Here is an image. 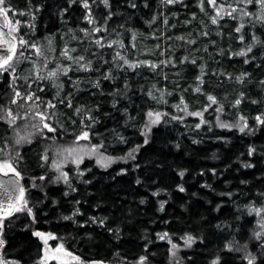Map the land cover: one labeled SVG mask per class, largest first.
I'll list each match as a JSON object with an SVG mask.
<instances>
[{"label":"trees","instance_id":"obj_1","mask_svg":"<svg viewBox=\"0 0 264 264\" xmlns=\"http://www.w3.org/2000/svg\"><path fill=\"white\" fill-rule=\"evenodd\" d=\"M11 2L16 8H13L9 18L28 19L27 16H20L16 10L23 9L27 0H11ZM42 2L46 3L48 8L37 16V31L34 38L40 41L44 37L51 36L56 52L50 55L58 57L60 50L67 43L70 48L77 49L74 55L89 49L97 52L98 59L103 57L104 60L111 61L113 49L90 48L88 39L82 41L72 39L69 28L77 30L78 36H83V33L78 31V26H88L81 18L82 9L79 6H74L62 21L58 13L59 9L65 6L66 0H42ZM150 2V9L143 8V0H140L138 10L128 9L124 0H120L117 5L123 12V19H113L109 31L119 23L125 24V28L118 31L123 33L121 38L126 45L128 57L133 60L153 61L174 57L179 61L187 55L190 59L199 57L197 65L187 62L177 63L175 66H161L160 74H156L146 66L128 69L126 72H120L115 81H102L100 89L81 83L83 90L74 93V105L102 106L98 112L101 123L95 126L96 131L104 133L106 137L105 146L101 151L106 155L117 157L124 156L135 144L143 145L141 126L147 120L146 112L149 108L162 110L171 115L164 117L167 122L153 126L149 144L142 146L135 154V160L117 161L107 168H102L93 160L85 159L80 168L90 169V172L85 171V178L91 183L84 184L75 180L78 191L68 197L63 195L66 188L63 183L47 184L45 189L48 192L47 198L44 197L43 192L31 188L32 175L38 176L46 171L52 176L49 172V162L44 169L38 167V164L43 163L39 160L38 154L47 147L48 140L25 145L21 149L25 156V160L20 163V169L24 173L22 183L28 190L27 198L30 206L35 205L36 220L33 221L26 212H16L5 218L2 237L6 243L0 248V255L6 259L20 260L21 264H38L41 245L39 238L33 235L34 230L54 233L66 248L81 257L84 264L94 260L104 261L105 264H134L139 260L140 255H147L148 264H171L168 239L160 240L157 237V233L164 232H167L171 241L175 243H181L183 241L181 237L185 233L205 237V240H197L190 248L181 252L180 264H211V260L218 253L224 257L226 264H242V253L229 252L224 248L225 242L232 239L233 235L241 243L249 241L250 249L253 252L257 251V248H252L257 242L250 239L252 230L256 227V216L254 213L249 214L244 205L254 202L259 207L264 204V196H259V193H264V126L255 121L257 114L264 113V88L258 86V81L264 79V66L257 68L258 60L245 65L243 57L222 55L218 50H227L229 47L238 50L242 46L234 38L238 35L234 33L235 21L226 18L222 22L223 35H217L220 28L210 24L208 17L200 11L197 0H183L182 4L168 6L161 4V0H150ZM208 10L211 11L210 8ZM193 12L197 13L195 20L191 16ZM157 13L163 15H159L157 21L149 27L145 21ZM165 15L169 19V25L163 23ZM186 20H191V24H186ZM201 20L209 24L207 30L211 31L210 37H199L195 46L176 39L181 35L187 36L190 32L197 37L200 30H205L200 23ZM21 27L23 31H27L25 25ZM129 28L138 29L139 33L144 34L137 36L135 49L131 48ZM230 31L233 32L232 39L228 36ZM150 32H156L159 39L148 36ZM209 40H215L216 44H208ZM157 44L159 48H156ZM205 44H208L207 52L204 51ZM44 45L47 48V41H44ZM162 52L164 55H161ZM254 52L259 57L260 53L255 49ZM94 64L95 68L107 70L102 62H94ZM200 64H206L204 91L216 95L225 107L219 114L215 110L218 105L209 107L203 116L207 123L201 124L197 129L195 124L200 122V117L185 115L182 111H177L173 105L179 102L181 94L190 104V110L200 109L204 104L210 103L202 93L190 90L196 86L195 76L200 73ZM51 66L54 67L55 64ZM23 67L28 68L29 64L25 62ZM221 69L224 73H231L233 76L246 70L253 74L251 82L241 85L227 75H219ZM213 70H216L218 75H213ZM177 72L180 73L179 76L175 75ZM164 73L168 75L167 80L164 79ZM98 75L99 73L95 71L69 73L72 80L77 76L82 80L95 79ZM125 79L128 80L131 88L126 96L117 97L120 100L117 109L127 107L131 115L137 117L136 121L130 122L129 125L124 124L123 112L112 108V96L107 95L114 89L123 88ZM64 82L62 96L73 91L72 82L67 78H64ZM153 84L172 92V95L167 97V104L157 105L147 97L146 92ZM176 84H179V89L176 88ZM6 87L0 84V98ZM141 88L144 89L143 92ZM181 89L188 90L181 92ZM240 90H244L247 97L238 108L234 109L231 101ZM55 91L49 86L47 98H52ZM253 99L261 102L253 104L251 103ZM55 112V120L65 126L57 139H74L73 129L79 130L81 127L79 123L75 125L71 123V119H76L73 115L74 108L68 109L57 104ZM104 113L109 115L105 117ZM241 114L248 118L249 125L254 131L246 129L241 133L238 128L219 127L218 115L220 122L236 123ZM173 115L183 116V121L173 120L171 118ZM133 123L135 127L132 126ZM6 127V125L0 126V133ZM113 127H118L128 138L127 144L114 142L110 133L105 132V128ZM92 142L100 141L99 138L92 137ZM177 144L180 145L179 148L176 147ZM250 145L257 149L253 156L247 155ZM1 156L3 153H0ZM245 161L252 163L254 167H243L242 162ZM137 163L140 165L139 168L134 167ZM121 168H127V172L121 173ZM213 168L217 170L216 174L211 172ZM181 169H187L183 179L178 175ZM201 169H204V174H201ZM67 171L73 176L76 167H69ZM138 177L142 181L141 184L136 183ZM241 181L247 183L242 184ZM179 183L184 184L185 192L177 189L176 185ZM205 183L211 187H203ZM158 189L161 190L159 194L153 195ZM228 192L233 195L228 196ZM141 199H144L143 204L140 203ZM38 200L43 202L37 203ZM53 200L56 203H53ZM75 200H79L80 204L75 205ZM161 201H166L163 211L160 210ZM74 207H80L83 215L73 220L63 219V216L71 215ZM90 216L108 219L105 226L97 223L84 224L83 221ZM76 221L81 223L77 224ZM108 228H119L120 231L110 232ZM146 243L147 248H145ZM243 264L247 262L243 261Z\"/></svg>","mask_w":264,"mask_h":264},{"label":"snow or ice","instance_id":"obj_2","mask_svg":"<svg viewBox=\"0 0 264 264\" xmlns=\"http://www.w3.org/2000/svg\"><path fill=\"white\" fill-rule=\"evenodd\" d=\"M120 0H66L65 6L59 9L58 15L61 20L64 21L66 14L70 13L74 6H79L81 11V18L87 22V27H79L78 31L83 33V36L76 34L77 30L69 28V32L72 33V39L82 41L88 39L90 41V48L96 47L98 49H113V55L111 61L104 60L103 57L97 58L98 54L95 51H89L85 49L84 53L74 55L77 52L76 48H70L65 43L64 48L60 50L59 56L50 55L55 53L56 49L53 47V40L51 36L44 37L42 40L37 41L35 37L36 19L42 10H46L48 5L43 3L42 0H27L23 9H16L20 16H27L28 19H10V13L13 8H16L12 4L11 0H0V17L3 18V25L0 26V84L6 85V89L3 91V96L0 98V126L6 125L0 133V153H3L4 158H0V173L4 176L9 177L7 181H0V188L4 189L5 201L7 206L0 203V248H3L6 241L2 237V233L5 228V218L12 216L16 212H26L28 216L32 217V220H36V214L34 212L35 205L30 206L29 199L27 198V189L25 188L22 181L24 180V173L20 169L21 161L25 160V156L21 149L25 145H33L39 143L42 140H53L55 141L57 136L61 134L65 126L59 124L55 120L56 112L55 109L57 104L63 105L68 109L74 108V116L76 119H71L73 125L79 123L81 127L79 130L73 129V142L69 145L58 146L54 156L50 158L49 148L45 147L43 152L38 154L39 160L43 163L38 164V167L44 169L49 160L51 159L50 168L57 174L54 176L49 175L48 172H42L40 175H32L30 177L32 183L31 188L37 189L44 193V197H48V192L45 191L47 184L50 183H63L66 188L63 192L65 197L70 196L71 193L77 192L78 189L75 180H79L81 183L90 184L91 181L85 178V171L90 172V169H81L80 165L83 163L85 157H94L96 163L102 167L107 168L115 160H135V154L140 151L143 145L149 144L150 135L154 125L161 122H167L164 117L171 115L168 112L162 110H155L149 108L146 112L147 120L141 126V135L143 136V145L135 144L129 148L128 152L124 156H112L106 155L104 151V141L106 139L104 133L97 132L95 126L101 123V116L98 114L100 108L99 104L92 107L85 105H74V93L80 92L81 83L96 89L101 88L102 81L117 79V75L120 72H126L128 69H137L139 67L146 66L153 70L156 74L159 73L161 66L173 65L177 63L185 64L190 62L192 65H197L199 57L189 58V56L182 57L177 61L174 57H169L161 61L153 60H140L130 59L126 54L127 48L121 38L123 33L118 29H124L125 24L119 23L116 27L110 29V24L113 19H123V12L118 9L117 5ZM128 9L138 10L140 7V0H124ZM183 0H161V4L177 5L182 4ZM197 4L200 11L208 17L211 25H216L220 28L217 35H223L222 22L227 18L228 20L235 21L236 26L234 33L238 34L234 38L242 45L238 50H233L229 47L227 50L218 49L222 55H231L233 57H243V63L249 65L257 60V68L264 66V0H197ZM143 8L150 9V0H143ZM211 9L209 11L208 9ZM160 13L153 14L151 19L146 20L145 23L151 27L158 19ZM178 15V13H173ZM192 19L197 18V13H191ZM191 20H186V24H191ZM164 25H169V19L165 15L163 18ZM200 23L203 25L205 30H200L198 36L194 37L193 33H188L187 36L181 35L176 39L186 41L188 44L195 46L198 43L199 37H210L211 31L207 30L209 24L204 20ZM22 25L27 27V31L22 30ZM175 27V25H172ZM7 29L5 32L4 29ZM131 32V48H137L135 41L138 35H144L139 33L138 29L129 28ZM261 33V35H258ZM107 34V35H106ZM114 34V35H113ZM154 39H159L156 32H150L147 34ZM228 36L230 39L233 38V32H229ZM146 38V37H145ZM171 39L170 37H167ZM44 41H47V48H45ZM208 44L215 45V40H209ZM208 44H205L204 51H208ZM159 44L156 48H159ZM169 47H171L169 45ZM118 49V50H117ZM259 52V57L255 54ZM147 50V49H146ZM198 51V49H194ZM161 55H164L162 52ZM67 61V63L65 62ZM27 62L28 68H24L23 64ZM95 63H103V66L107 69L106 71L95 68ZM51 64H55L54 67ZM206 64H200V73L195 76L196 86L190 90L196 93H202L206 96L207 101L202 108L197 110H190V104L185 99L184 95L181 94L179 102L174 104L173 107L177 111H182L185 115L200 117V122L195 124V127L199 129L201 124L207 123L204 120V112L207 111L212 105H218L216 112L219 114L224 111V103H221L216 95L212 92H205L204 86L206 84V73L204 71ZM83 71L90 73L95 71L99 73L95 79L82 80L81 77L77 76L75 80L69 76L70 72ZM213 75H218L216 70H213ZM175 75L179 76L177 72ZM219 75H227L230 79H234L237 83L244 85L251 82L252 73L244 70L239 74L233 76L231 73H224L221 69ZM64 78H67L72 82L73 91H69L66 96H62L61 93L65 88ZM164 79H168L167 73H164ZM49 86L55 89V94L52 98L48 97ZM258 86L264 88V79L258 81ZM179 84H176V88L179 89ZM131 88L128 80L125 79L123 88L114 89L107 95L112 96V108L117 109V105L120 100L117 97L126 96L128 90ZM142 92L143 88L140 89ZM188 89H181V92L187 91ZM101 89V95H103ZM147 97L154 101L157 105L167 104V97L172 95L167 88L161 89L153 84L146 92ZM247 97V93L244 90H240L233 101H231L232 107L238 108L241 105L243 99ZM227 100V93L225 94ZM261 101L251 100V103L257 104ZM122 111L124 114V124L129 125L130 122L136 121L137 117L131 115L127 107L123 109H117ZM105 117L109 113L103 114ZM173 120L183 121V116L171 117ZM257 124L264 126V113L257 114L255 116ZM217 122L221 128H238L241 133L245 130L254 131L248 122V118L241 114L236 123H225L220 122L219 115L217 116ZM135 127V124H132ZM105 132L110 133L111 138L114 142L127 144L128 138L118 129L113 127L111 129L105 128ZM56 134V135H50ZM92 137L99 138V143H93ZM198 143V141H193ZM180 147L179 144L176 145ZM257 149L255 146L250 145L248 148L247 155L253 156ZM71 162L76 165V171L73 176H70L69 171L64 170V165ZM243 167L251 168L254 165L250 162H242ZM134 167L139 168L140 165L137 163ZM187 169H181L178 171V175L181 179L185 176ZM121 173L127 172V168H121ZM213 174H216L215 168L211 169ZM11 174V175H9ZM201 174H204V169H201ZM137 184H141L142 181L138 177L136 179ZM242 184L247 181H241ZM180 192H185L186 188L183 183L176 185ZM203 187H211V185L205 183ZM160 189L153 193L158 195ZM196 195V193H193ZM228 196H232L233 193L228 192ZM259 196H264V193H259ZM42 200H38L37 203H42ZM56 203L55 200L52 201ZM141 204L144 203V199H141ZM166 201L160 202V210H164V204ZM75 205H79L80 201L75 200ZM219 208V205L217 206ZM249 214H255L256 216V227L252 230L251 240H255L257 244H253L252 248H257L256 252H253L249 247V241L241 243L240 240L236 239L233 235L232 239L225 242L224 248L229 252L242 253V264L246 261L247 264H264V204L259 207L255 203L244 205ZM80 207H74L71 215L63 216L65 220H73L77 216H82ZM107 217L90 216L84 220V224L97 223L101 226H105ZM80 224V221H76ZM27 227V226H26ZM221 227V225H217ZM228 227H231L228 225ZM108 231L119 233V228H108ZM239 230H237L238 232ZM33 235L38 237L43 242V255L39 257V264H48L49 261H57L58 264H72L73 261L84 264L81 257L75 255L72 251L65 247L64 243L56 244L55 247L49 246V240L56 239L54 233L43 232L40 230H34ZM157 237L160 240L168 239L171 244V264H180L181 258L178 256V248L180 245L173 243L169 238L167 232L157 233ZM184 240V247H191L197 240H205L203 236L193 235L191 233H185L181 237ZM258 245V247H257ZM147 248V243L145 244ZM0 264H21L20 260H8L3 255H0ZM89 264H105L104 261L94 260ZM138 264H148L147 255H140ZM211 264H226L224 257L219 253L211 260Z\"/></svg>","mask_w":264,"mask_h":264},{"label":"rangeland","instance_id":"obj_3","mask_svg":"<svg viewBox=\"0 0 264 264\" xmlns=\"http://www.w3.org/2000/svg\"><path fill=\"white\" fill-rule=\"evenodd\" d=\"M0 23H2L3 24V18L2 17H0ZM73 142V139H71V140H59V139H57L56 138V140L55 141H53V140H48V145H47V147L49 148V156H50V158L52 157V156H54L55 155V153H56V149H57V147L58 146H64V145H69V144H71ZM0 158H4V156H1ZM85 159H91V160H93L95 163H96V160H95V158L94 157H92V158H90V157H85ZM84 159V160H85ZM117 161H125V160H115L114 162H117ZM114 162H112L111 164H113ZM50 163H51V159L49 160V172L50 173H52V176H54V175H56L57 173L54 171V170H51V168H50ZM110 164V165H111ZM96 165H98L97 163H96ZM109 165V166H110ZM99 166V165H98ZM69 167H76V165H74V164H72L71 162H69V163H67V164H65L64 165V170L65 171H67V168H69ZM40 240V239H39ZM59 243H62L60 240H58L57 238L56 239H54V240H49V246L50 247H55V245L56 244H59ZM173 243H175V242H173ZM176 244H178V245H180V247L178 248V256L180 257L181 256V252H183V251H185V250H187L188 248H190V247H184L183 245H184V240L181 242V243H176ZM40 245H41V254H40V256L41 255H43V251H42V249H43V247H44V245H43V242L40 240ZM171 249V244H170V246H169V250ZM171 260H172V258H171V253H170V251H169V261H170V263H171ZM37 263L39 264V259L37 260ZM50 263H55V264H58V262L57 261H49L48 262V264H50ZM72 263H76V261H73ZM134 264H138V261H136V263H134Z\"/></svg>","mask_w":264,"mask_h":264},{"label":"water","instance_id":"obj_4","mask_svg":"<svg viewBox=\"0 0 264 264\" xmlns=\"http://www.w3.org/2000/svg\"><path fill=\"white\" fill-rule=\"evenodd\" d=\"M2 25L3 24L0 23V26H2ZM4 31L6 32L7 29L5 28ZM9 175H11V174H9ZM8 178L9 177H6L2 173H0V181H7ZM0 203H3L5 207L7 206L6 201H5V194H4L3 188H0Z\"/></svg>","mask_w":264,"mask_h":264},{"label":"flooded vegetation","instance_id":"obj_5","mask_svg":"<svg viewBox=\"0 0 264 264\" xmlns=\"http://www.w3.org/2000/svg\"><path fill=\"white\" fill-rule=\"evenodd\" d=\"M40 241V240H39Z\"/></svg>","mask_w":264,"mask_h":264}]
</instances>
